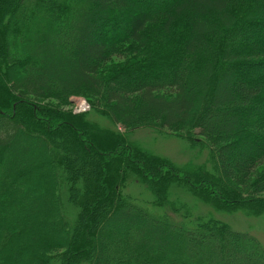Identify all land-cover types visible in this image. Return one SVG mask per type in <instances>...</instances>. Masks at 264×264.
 Returning a JSON list of instances; mask_svg holds the SVG:
<instances>
[{"label":"trees","instance_id":"obj_1","mask_svg":"<svg viewBox=\"0 0 264 264\" xmlns=\"http://www.w3.org/2000/svg\"><path fill=\"white\" fill-rule=\"evenodd\" d=\"M263 194L264 0H0V264H264Z\"/></svg>","mask_w":264,"mask_h":264},{"label":"rangeland","instance_id":"obj_2","mask_svg":"<svg viewBox=\"0 0 264 264\" xmlns=\"http://www.w3.org/2000/svg\"><path fill=\"white\" fill-rule=\"evenodd\" d=\"M80 103H85V106L89 108V102L87 98L85 96L80 95H74L70 98V105L68 106V108L77 111ZM93 118L104 123H108L109 121L107 119L104 120L100 116H94ZM132 136L134 139L141 142L148 148H151L161 154H164L169 158L175 160L176 162L182 163L193 157V151L191 149L188 150V145L186 146V141L172 135H160L153 128H138L133 132ZM207 153V151H204L200 155V161H204L206 159L208 155ZM179 187L180 186L173 188L174 196H178L182 200H187V202L193 206L197 213H207L210 206L198 202L197 200L192 198V196L188 194L184 188ZM128 190L133 191V193L137 194L140 191V187L136 188L133 184H131L130 180L128 181V185H126L125 187V191L128 192ZM224 215L225 216H223L222 218L225 219L226 216L229 217L225 220L229 221L233 225V227L237 229L250 230L264 246V215L249 217L241 211L236 213H225Z\"/></svg>","mask_w":264,"mask_h":264},{"label":"built area","instance_id":"obj_3","mask_svg":"<svg viewBox=\"0 0 264 264\" xmlns=\"http://www.w3.org/2000/svg\"><path fill=\"white\" fill-rule=\"evenodd\" d=\"M88 106H89V105H88ZM87 108H88V107L85 106V103H80V105H79L77 111H84V110H86Z\"/></svg>","mask_w":264,"mask_h":264}]
</instances>
